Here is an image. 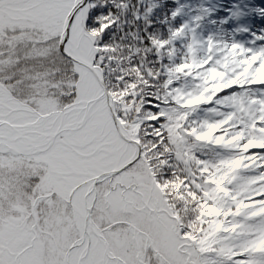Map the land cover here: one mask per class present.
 <instances>
[{
	"label": "snow or ice",
	"instance_id": "snow-or-ice-1",
	"mask_svg": "<svg viewBox=\"0 0 264 264\" xmlns=\"http://www.w3.org/2000/svg\"><path fill=\"white\" fill-rule=\"evenodd\" d=\"M240 2L0 0V264H264Z\"/></svg>",
	"mask_w": 264,
	"mask_h": 264
},
{
	"label": "trees",
	"instance_id": "trees-1",
	"mask_svg": "<svg viewBox=\"0 0 264 264\" xmlns=\"http://www.w3.org/2000/svg\"><path fill=\"white\" fill-rule=\"evenodd\" d=\"M262 1L263 0H241L240 7L246 10V14H244L245 22L247 23L249 22L250 24H252V19L256 16V13L260 12ZM197 2H199V0H197ZM203 2L220 5L221 7L216 14L217 15H220V14L227 15V12H224L223 9L231 7L233 3L236 2V0H203ZM244 27L249 28V26L247 25ZM236 38L239 40L237 35H236Z\"/></svg>",
	"mask_w": 264,
	"mask_h": 264
},
{
	"label": "rangeland",
	"instance_id": "rangeland-1",
	"mask_svg": "<svg viewBox=\"0 0 264 264\" xmlns=\"http://www.w3.org/2000/svg\"><path fill=\"white\" fill-rule=\"evenodd\" d=\"M244 14H246L245 9H243V14L240 17L233 18L231 21L233 29L249 24V22L244 21ZM249 29L250 32H236L235 34L239 40L245 41L250 37L251 32H259L264 29V2L261 5L260 12L256 13V16L252 19V24L249 26Z\"/></svg>",
	"mask_w": 264,
	"mask_h": 264
}]
</instances>
